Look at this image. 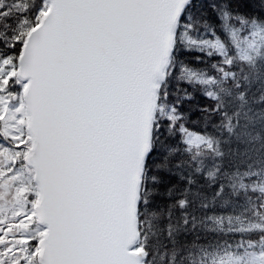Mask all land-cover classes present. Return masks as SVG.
<instances>
[{
	"label": "snow or ice",
	"instance_id": "snow-or-ice-1",
	"mask_svg": "<svg viewBox=\"0 0 264 264\" xmlns=\"http://www.w3.org/2000/svg\"><path fill=\"white\" fill-rule=\"evenodd\" d=\"M0 264H264V0H0Z\"/></svg>",
	"mask_w": 264,
	"mask_h": 264
},
{
	"label": "trees",
	"instance_id": "trees-1",
	"mask_svg": "<svg viewBox=\"0 0 264 264\" xmlns=\"http://www.w3.org/2000/svg\"><path fill=\"white\" fill-rule=\"evenodd\" d=\"M209 103L210 101H206L203 97L197 94L196 98L186 105L187 108H190L192 110V120L187 125L190 130L195 132H202L204 130L205 125L203 121L198 119L200 113L199 111H197V106L200 104H209Z\"/></svg>",
	"mask_w": 264,
	"mask_h": 264
}]
</instances>
